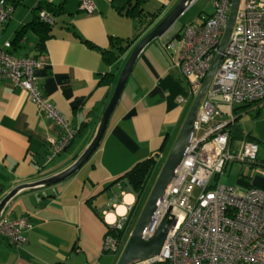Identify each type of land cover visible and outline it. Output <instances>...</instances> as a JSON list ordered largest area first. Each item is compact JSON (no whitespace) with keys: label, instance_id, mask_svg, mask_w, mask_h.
Listing matches in <instances>:
<instances>
[{"label":"crops","instance_id":"1","mask_svg":"<svg viewBox=\"0 0 264 264\" xmlns=\"http://www.w3.org/2000/svg\"><path fill=\"white\" fill-rule=\"evenodd\" d=\"M7 1L13 12L1 31L0 47L10 42L9 51L18 58H44L46 64L36 71L40 89L65 117L74 136L56 153L51 142L67 129L46 117L26 91L0 79L1 197L18 184L59 174L77 160L95 137L133 48L180 0L141 2L143 32L113 65L103 55L111 39L126 42L140 30L138 18L119 9L117 0H93V13L81 7L82 0ZM52 3L65 7L54 17L53 36L43 42L28 30L14 43L17 28L37 18L38 6ZM164 36L140 53L91 159L68 179L26 189L8 204L3 217H25L31 226L24 229L26 241L21 246L0 234V264L118 263L126 240H121L118 251L106 245L108 235L115 236L110 234L113 221L106 213L122 201L131 205L125 199L128 195L137 199L125 174L150 157L158 163L169 156L194 101L177 66L182 45L174 49V37ZM111 73L112 79L103 83Z\"/></svg>","mask_w":264,"mask_h":264},{"label":"built area","instance_id":"2","mask_svg":"<svg viewBox=\"0 0 264 264\" xmlns=\"http://www.w3.org/2000/svg\"><path fill=\"white\" fill-rule=\"evenodd\" d=\"M232 4L233 0H214L211 16L197 26L189 24L184 28L177 66L188 82L191 99L201 90L219 53ZM81 7L88 13L95 11L93 0H82ZM12 12L7 0H0V34ZM39 18L50 24L54 22L51 13L45 10L39 12ZM10 48V42L0 47V79L26 91L46 117L67 129V133L51 142L58 153L69 145L74 135L65 117L40 89L36 71L46 64L45 60L18 58ZM263 100L264 3L241 0L233 32L198 110L192 143L145 233L146 238H151L162 219L173 216L175 224L161 255L148 264H264V189L248 187L239 191L218 182L230 163L249 164L257 160L261 149L254 141L238 140V149H233L229 125L234 123L235 106ZM221 104L231 107L225 122L215 120L221 116ZM217 176V181H213ZM134 204L113 221L112 229L122 230L131 221ZM30 226L28 218L4 216L0 234L21 246L26 241L23 231ZM127 234L130 237L132 231L128 229ZM106 245L113 251L119 249V241L110 235Z\"/></svg>","mask_w":264,"mask_h":264},{"label":"water","instance_id":"3","mask_svg":"<svg viewBox=\"0 0 264 264\" xmlns=\"http://www.w3.org/2000/svg\"><path fill=\"white\" fill-rule=\"evenodd\" d=\"M195 1L196 0H180L156 24L153 29H151L147 34H145V36L133 48L118 78L113 96L102 115L95 137L84 150V152L77 158V160L71 166L54 176L35 182L18 184L17 186L9 190L3 197H1V195L4 192V186L0 183V223L3 217L4 210L6 209L8 204L22 191L29 188L33 189L43 186H50L64 181L65 179H68L76 172H78L91 159V157L98 150L102 142V139L107 130L110 117L118 105V102L122 96V93L126 87L130 74L133 70L135 63L138 60L140 53L153 41L162 38L164 35H166L171 30V28L177 23L178 19ZM240 1L241 0H233L228 19L227 29L224 34L219 53L216 55L212 66L204 79L201 90L193 101V104L189 110V113L177 137V140L174 143L171 152L164 163V166L156 180L154 187L150 192L145 206L141 211L137 223L133 228L132 234L130 235L126 243L125 248L117 264H148L149 262L153 261L156 257L160 256L162 253L163 246L167 239L168 233L171 227L175 224L173 216H165L151 238H146L145 233L148 229H150L153 222L154 213L157 207L159 206V203L163 198L180 161L183 159L192 143L194 137V126L198 110L200 108L203 98L207 93L212 78L219 67L223 52L233 32L237 13L240 6ZM235 120L236 118L234 119V122ZM114 201L116 200L114 199Z\"/></svg>","mask_w":264,"mask_h":264},{"label":"trees","instance_id":"4","mask_svg":"<svg viewBox=\"0 0 264 264\" xmlns=\"http://www.w3.org/2000/svg\"><path fill=\"white\" fill-rule=\"evenodd\" d=\"M137 1L138 0H136L134 3H132V0H117L116 1L117 7L119 9L121 10L127 9V13H130V15H132L133 17L138 18L139 24H140V30L136 33V35L131 40H128V41L126 40V42H124L122 38L111 39L110 47L107 50H105L103 54L104 60L109 65H113L127 51L130 44L135 39L139 38V36L143 32V28L145 24L144 22L145 13H143V9L141 8L140 4L144 0H139L140 1V2L138 1L139 3H137ZM37 9H38L37 18H35L33 21L22 24L21 26L17 28L14 43H18L19 41H21L25 37L28 30H32L34 33H36L40 37L41 41L43 42L53 36L54 25L56 22L55 16L64 12L65 10L64 5L52 3V4H47V5H40L38 6ZM41 10H45L51 13V16L54 19V22L52 24L47 23L39 18V12ZM212 14L213 13H210L206 17H209ZM156 15L157 13H155L152 16L153 20L155 19ZM149 22L151 23L152 20H149ZM184 28L185 26L181 29L182 30L181 34H183ZM179 34L180 32L178 33V35ZM112 75H113L112 73L109 75H106L104 79L102 80V82L103 83L109 82L113 77ZM263 103H264V100L261 102L253 103V104L251 103L240 104L234 107V114H235L236 120L234 123L229 125V127L231 128L232 142H234L236 139L238 140L248 139L249 141H254L251 138H249L250 134L242 135V128L237 124V121L240 118V116L236 117V115L244 111L250 114L253 119H256L261 114L262 108L264 106ZM260 160L261 159H259V156H258L257 160L254 163H249V164L252 167H255V166L264 167V157H263V160L261 161ZM156 166H157V158L153 156V157H150L149 159H146V160H143L137 163L130 171H128L125 174L124 177L126 178L127 182L131 185L132 189L136 192L137 199L130 213L131 221L126 222L125 227L122 230H117L116 228L110 229V234L115 235L114 237L116 239L122 240L124 238V235L128 231V229L132 228L133 223H134L133 220L136 218V213H137L138 208L141 206L145 197H147L151 192V188L149 186L155 174ZM152 264H162V263L156 262Z\"/></svg>","mask_w":264,"mask_h":264},{"label":"rangeland","instance_id":"5","mask_svg":"<svg viewBox=\"0 0 264 264\" xmlns=\"http://www.w3.org/2000/svg\"><path fill=\"white\" fill-rule=\"evenodd\" d=\"M154 9H156L155 5H151L150 11H154ZM213 12H214V0H196L184 12V14L178 19L177 23L171 28V30L165 35V36L171 35V37H174L171 40V43H173V48L177 49V48H180V46L182 45L180 41V37H179L181 34L175 37V35L179 32V30H181L184 26L186 27L189 24L194 25V26L201 24L205 15L213 13ZM219 110L221 111V116H216L215 120L222 121V122H225L226 120H228L231 114V107L228 106L227 104H221V106L219 107ZM237 116H240V118L237 121V124L242 128V135L243 134L247 135L251 133L249 138H251L252 140H254V142H257L260 145L261 150L259 153V159L263 160V157H264V107L262 108L260 117L257 119H253L250 114L244 111H242L240 114H237L236 117ZM202 132L203 131L199 132L198 134L200 135ZM232 147L233 149H238V139H236L233 142ZM167 156L168 155L166 154V158L164 159V161H159L157 163V169L155 171V174L149 186L151 190L156 183V180L164 166ZM217 179H218V176L215 177L213 181H217ZM218 182L225 186L236 187L239 191H243L247 189L248 187H256V188L264 189V168L260 166L252 167L248 163L234 161L233 163H230L227 166L224 174L220 175ZM124 189H125V186H124ZM199 193L200 191L197 192V195ZM149 195L145 197L141 206L138 208L134 225H136L137 220L141 214V211L143 210L145 206V203ZM134 200H136V198L132 196L131 204L134 203ZM122 202L119 203L116 206V208H114V211L118 210L119 206H125V211L123 213L128 211L127 209L129 208V206L122 204ZM116 217L117 216L115 214V217L110 220L114 221ZM119 217H121V213Z\"/></svg>","mask_w":264,"mask_h":264},{"label":"bare ground","instance_id":"6","mask_svg":"<svg viewBox=\"0 0 264 264\" xmlns=\"http://www.w3.org/2000/svg\"><path fill=\"white\" fill-rule=\"evenodd\" d=\"M125 199L127 200V202L131 203V200H132V196L131 195H128L125 197ZM125 211V206H119L118 207V212H120L121 214ZM115 217V214L114 212H111L108 214V218L109 219H113Z\"/></svg>","mask_w":264,"mask_h":264},{"label":"clouds","instance_id":"7","mask_svg":"<svg viewBox=\"0 0 264 264\" xmlns=\"http://www.w3.org/2000/svg\"><path fill=\"white\" fill-rule=\"evenodd\" d=\"M134 202H136V200H135ZM128 206H129V205H128ZM114 213H117V211H114ZM123 214H124V213H123ZM121 215H122V214H121ZM117 217H119V215H118ZM117 217H116V218H117ZM114 221H115V220H114ZM133 222L135 223V219L133 220ZM134 223H133L132 228L129 229V231H130V230L133 231V228L135 227ZM127 232H128V231H127ZM127 232H126V234L124 235V238H123V239L126 240V243H127L128 239H129V236H128ZM115 239H116V238H115ZM117 240H118V239H117ZM118 241H119V246H120L121 240H118ZM124 248H125V247H124Z\"/></svg>","mask_w":264,"mask_h":264},{"label":"flooded vegetation","instance_id":"8","mask_svg":"<svg viewBox=\"0 0 264 264\" xmlns=\"http://www.w3.org/2000/svg\"><path fill=\"white\" fill-rule=\"evenodd\" d=\"M204 18H207L206 16Z\"/></svg>","mask_w":264,"mask_h":264}]
</instances>
